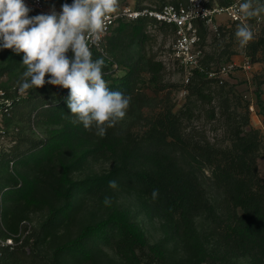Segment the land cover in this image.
Returning <instances> with one entry per match:
<instances>
[{"label": "trees", "instance_id": "16d2710c", "mask_svg": "<svg viewBox=\"0 0 264 264\" xmlns=\"http://www.w3.org/2000/svg\"><path fill=\"white\" fill-rule=\"evenodd\" d=\"M121 22L158 24L151 18ZM128 27L121 25L117 33ZM234 33L227 31L221 37L235 39ZM246 48L251 62L264 63V23ZM192 72L188 95L203 101L212 81L199 68ZM103 78L111 80L110 90L130 96L126 115L134 118L133 111L141 110L145 94L135 93L132 69L120 78L103 71ZM257 78V86L264 88V72ZM64 90L47 83L33 89L43 97V105L54 104L39 113L47 115L56 128L26 156L14 155V146L9 151L8 162L15 166L28 162L31 173L4 187L13 205V222L28 209L46 210V236L73 217L88 196L97 199L105 217L82 226L74 238L55 246L48 264H240L241 260L264 264V179L256 165L258 130L246 124L231 134L229 145H211L191 139L182 115L163 107L146 118L142 131L123 127L120 121L99 137L95 129L85 130L66 116ZM258 103L264 126V98ZM96 160L111 162L110 171L72 180L73 173ZM110 180L117 187L110 188ZM115 189L135 194L144 215L159 221L160 242L149 243L130 211L116 205ZM153 190H158L155 197ZM24 247L1 250L0 263L16 264L15 251L25 255ZM25 264L34 263L25 257Z\"/></svg>", "mask_w": 264, "mask_h": 264}, {"label": "rangeland", "instance_id": "374dc122", "mask_svg": "<svg viewBox=\"0 0 264 264\" xmlns=\"http://www.w3.org/2000/svg\"><path fill=\"white\" fill-rule=\"evenodd\" d=\"M40 1L39 8H32L28 6L29 0H25L31 10L29 16L46 14L53 7L59 11L63 3H72V0ZM229 1L216 0L218 4ZM165 4L186 5V0H115V9H158ZM120 22L107 34L102 55L97 50L91 51L93 59L101 56L105 59L102 71L111 73L113 78H120L128 68L132 69L135 93L145 94L141 110L135 107L134 118L126 115L121 125L142 131L147 117L153 116L163 107H171L182 115L184 129L191 139L226 146L230 143L231 134L237 129L246 128L247 124L259 131L260 147L256 154V165L259 176L264 179V126L258 103L259 99L264 98V88L257 86V77L264 72V63L251 62L246 55L247 48L241 49L236 39L221 37L227 31H236L238 24L231 23L224 15L217 17L212 26L197 23L198 41L194 49L197 64L194 68H185L173 56L172 29L155 23L142 25L140 22ZM263 23L264 14L248 18L247 24L251 26L253 36L258 34ZM121 25H129L130 28L118 34L117 29ZM22 55L14 54L9 49L0 51V92L3 93L0 96V239L11 238L10 241L15 245L13 248L25 246V255L24 251H15L18 253L16 264H25V257L34 264H48L55 246L74 238L82 226L104 218L105 210L96 198L85 197L75 215L62 222L56 230L47 232L46 236L43 231L48 215L46 210L28 209L22 218L13 222V205L7 201L4 187L10 180H19L31 173L28 162L10 165L9 151L14 146V155L19 158L26 156L36 151L38 144L44 142L56 128L48 122L47 115L39 113L43 107H52L54 104L43 105V97H38L33 89L20 90L22 73L26 70L21 64ZM197 68L205 71L206 79L212 81L203 101L188 95L189 80L192 71ZM69 91L64 90L63 102L66 116L73 120L66 104ZM215 91H221L222 94L218 95ZM5 98L10 104L7 110ZM19 158L16 159L19 161ZM110 169L109 161H89L71 177L72 180L82 181L88 176L106 174ZM112 199L116 205L130 211L132 220L142 229L149 243H158L163 239L159 221L149 220L144 215L135 194L115 189ZM240 264L249 263L241 260Z\"/></svg>", "mask_w": 264, "mask_h": 264}, {"label": "clouds", "instance_id": "9594fccd", "mask_svg": "<svg viewBox=\"0 0 264 264\" xmlns=\"http://www.w3.org/2000/svg\"><path fill=\"white\" fill-rule=\"evenodd\" d=\"M238 8L244 18L256 17L264 14V0H241ZM30 11L25 0H0V51L23 54L21 64L26 70L20 90H36L45 83L70 90L66 104L73 123L104 137L126 116L131 101L130 96L108 88L102 71L105 60L93 59L89 47V39L100 41L115 0H72L59 11L53 7L36 16H29ZM234 36L238 46L246 49L253 39L251 26L238 25ZM109 187H117V182L110 180ZM157 194L153 190V197Z\"/></svg>", "mask_w": 264, "mask_h": 264}, {"label": "built area", "instance_id": "2783aa9c", "mask_svg": "<svg viewBox=\"0 0 264 264\" xmlns=\"http://www.w3.org/2000/svg\"><path fill=\"white\" fill-rule=\"evenodd\" d=\"M240 2L241 0H230L227 5L221 6L216 0H186V5L165 4L158 9L121 7L107 15L104 21V32L100 41L93 43L89 39V47L101 53L107 34L118 22L151 18L158 24L172 28L174 35L172 52L174 58L183 67L194 68L197 64V55L194 54V49L198 41L195 25L202 23L212 26L217 17L223 15L231 23L238 25L247 24L248 18H244L239 13L238 5ZM28 6L39 8L41 1L29 0ZM0 96H3L2 92H0ZM4 102L5 110H7L10 105L8 99L5 98ZM250 110H253L252 107H250ZM10 239L9 237L5 240L0 239V251L15 246Z\"/></svg>", "mask_w": 264, "mask_h": 264}]
</instances>
